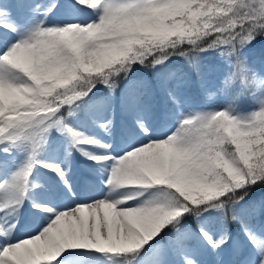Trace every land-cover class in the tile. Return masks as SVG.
I'll list each match as a JSON object with an SVG mask.
<instances>
[{"label": "snow or ice", "instance_id": "6c2138e0", "mask_svg": "<svg viewBox=\"0 0 264 264\" xmlns=\"http://www.w3.org/2000/svg\"><path fill=\"white\" fill-rule=\"evenodd\" d=\"M257 38L264 0H0V264H264V102L180 99L264 95Z\"/></svg>", "mask_w": 264, "mask_h": 264}, {"label": "rangeland", "instance_id": "374dc122", "mask_svg": "<svg viewBox=\"0 0 264 264\" xmlns=\"http://www.w3.org/2000/svg\"><path fill=\"white\" fill-rule=\"evenodd\" d=\"M261 52H264V41L262 39H257L253 42L248 50V58L251 60L253 54L255 56H259ZM251 77V73H249V78ZM209 79H211V73H209ZM258 98L259 93L255 88H234L228 94L217 93L215 89L209 88L207 91L202 90L197 85L188 86L184 92L181 94V102L190 104L193 109L206 110L210 106H220L226 104L230 99H235L234 106L238 110V106L240 104L245 106L239 111L247 112L251 110H255L258 108ZM239 101V104L237 103ZM51 159H55V157H50ZM83 163V158L77 155V168L79 164ZM62 187V186H61ZM55 192V188H50L49 192H43L41 190H37V195H50Z\"/></svg>", "mask_w": 264, "mask_h": 264}, {"label": "clouds", "instance_id": "9594fccd", "mask_svg": "<svg viewBox=\"0 0 264 264\" xmlns=\"http://www.w3.org/2000/svg\"><path fill=\"white\" fill-rule=\"evenodd\" d=\"M262 102H264V95L259 94L258 104H261Z\"/></svg>", "mask_w": 264, "mask_h": 264}, {"label": "trees", "instance_id": "16d2710c", "mask_svg": "<svg viewBox=\"0 0 264 264\" xmlns=\"http://www.w3.org/2000/svg\"><path fill=\"white\" fill-rule=\"evenodd\" d=\"M262 39H264V38H262Z\"/></svg>", "mask_w": 264, "mask_h": 264}]
</instances>
